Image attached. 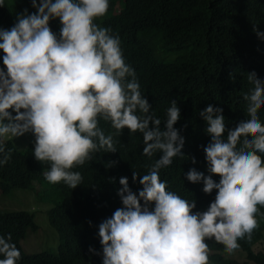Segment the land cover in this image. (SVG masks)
I'll return each mask as SVG.
<instances>
[{
    "label": "clouds",
    "instance_id": "clouds-1",
    "mask_svg": "<svg viewBox=\"0 0 264 264\" xmlns=\"http://www.w3.org/2000/svg\"><path fill=\"white\" fill-rule=\"evenodd\" d=\"M29 3L34 11L24 8L10 28H0V166L11 158L5 141L30 133L32 156L48 165L44 179L75 189L83 177L74 168L97 152L116 153L114 137L124 129L138 132L141 155L151 159L158 153V159L140 175L135 193L127 177L119 178L116 195L122 206L98 224L100 249L89 246L88 253L99 255L101 264H209L208 241L231 254L238 241L250 240L264 208V121L258 112L264 76L246 73L251 85L242 93L246 119L234 128L226 126L222 107L209 104L198 111L209 137L203 146L207 174L190 167L183 175L215 195L206 209L194 210L195 201L169 190L159 174L173 158L185 157L184 136L174 127L180 109L171 100L161 127L135 70L125 62L119 36L94 23L107 12L109 0ZM5 6L0 0V8ZM52 20L59 22L58 31L50 28ZM252 31L264 42V31L256 25ZM100 121L114 131L106 134ZM187 159L197 163L195 157ZM137 175L132 172L133 183ZM12 238L0 235V264H19L21 253Z\"/></svg>",
    "mask_w": 264,
    "mask_h": 264
},
{
    "label": "trees",
    "instance_id": "trees-1",
    "mask_svg": "<svg viewBox=\"0 0 264 264\" xmlns=\"http://www.w3.org/2000/svg\"><path fill=\"white\" fill-rule=\"evenodd\" d=\"M6 5L0 8V28L4 29L13 25L15 14L24 8L34 11L29 0H6ZM94 23L119 36L125 62L135 70L151 111L162 121L161 127L166 108L176 100L180 119L174 127L184 136L185 157L173 158L170 166L160 169V179L167 181L168 189L178 196L194 200V210L203 211L214 199L215 190L205 194L202 183H190L183 175L190 167L201 172L206 168L203 146L209 137L198 111L209 104L222 107L229 128L246 119L242 93L251 88L246 73L255 71L258 77L264 76V42L252 31V25L264 31V0H109L107 12ZM49 26L58 31L59 22L52 20ZM258 112L264 121V105ZM100 126L106 134L114 131L104 121ZM114 140L116 153L97 152L92 160L73 169L83 177L75 189L44 179L48 165L32 156L33 142L19 147L13 139L5 141L11 158L0 166V189L9 194L14 189H33L39 183L48 194L47 202L54 203L49 219L60 237L56 252L36 253H27L12 238L21 253L19 264H101V257L87 249L92 246L99 251L98 224L122 206L116 195L119 178L127 177L135 193L141 188L140 175L159 156L157 153L150 159L141 155L142 135L138 132L124 129ZM188 157H195L197 163L192 164ZM109 161H116L115 166L105 167ZM133 171L138 174L136 183L131 179ZM260 213L251 239L238 241L240 247L233 253H227L222 244L208 241L209 264H264V249H256L264 241V208ZM0 220L21 222L25 229L38 228L34 215L25 210L0 212ZM6 234L0 227V235Z\"/></svg>",
    "mask_w": 264,
    "mask_h": 264
},
{
    "label": "rangeland",
    "instance_id": "rangeland-1",
    "mask_svg": "<svg viewBox=\"0 0 264 264\" xmlns=\"http://www.w3.org/2000/svg\"><path fill=\"white\" fill-rule=\"evenodd\" d=\"M12 139L19 147L33 142L30 133ZM43 165L45 166V163ZM43 191L39 183H35L33 189H14L9 194H3L0 190V212L28 210L35 217L38 225L36 230L32 228L27 230L18 221L0 220V227L20 241L28 253L45 250L56 252L60 244L59 233L49 219V211L54 203L47 202L48 194ZM256 249H264V241L259 243ZM237 257L241 260L245 259L239 254Z\"/></svg>",
    "mask_w": 264,
    "mask_h": 264
}]
</instances>
